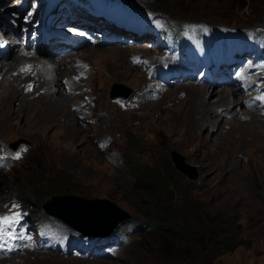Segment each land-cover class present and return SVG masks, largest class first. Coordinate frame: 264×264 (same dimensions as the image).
<instances>
[{"label":"rangeland","instance_id":"1","mask_svg":"<svg viewBox=\"0 0 264 264\" xmlns=\"http://www.w3.org/2000/svg\"><path fill=\"white\" fill-rule=\"evenodd\" d=\"M30 1L8 0L0 7V21L11 26L15 22L12 16L26 15ZM127 3L138 11L153 13L161 25L168 27L188 29L199 25L205 30L216 29L218 34L229 29L233 36L249 37L256 32L264 35V0ZM141 48L91 47L74 52L73 60H63L67 64L73 61L63 70L65 75L56 73L57 66L45 60L50 63H42L45 69L50 76H57L62 85L60 103L50 101L58 99L55 95H50L48 101L41 99L45 91L55 94L54 85L37 89L35 82L28 81L17 88L33 100L15 99L12 90L5 86L17 74L18 65L11 69L13 72H5L14 60L11 57L5 68L0 66V154H6L5 166L0 170V216L25 214L32 236L30 244L18 252L0 255V264H158L154 257L158 239L152 230L146 227L134 235L126 227L131 222L147 223L138 196L148 190L146 185L137 183L139 172L134 163L138 160L164 169L172 181L179 183L183 179L182 184H190L188 189L199 197L211 217L219 211L222 216L236 218L235 228L242 231L246 246L219 257L211 252L204 264H264V115L244 111L242 92L237 89L235 97L240 107L234 111L227 108L235 101L232 97L225 106L216 104L217 95L210 99L209 110L220 115L214 117V122H206L205 102L192 93V87L202 90L199 86H173L157 100H151L143 91L147 87L145 64H151L153 59L150 51L143 52ZM95 50L102 54L81 59L84 51ZM83 65L90 71L83 69L81 76L71 73ZM94 70L95 75L89 76ZM97 75L98 79H94ZM70 80L80 84L81 90L64 91L63 86ZM30 83L34 87L27 92ZM3 87L10 89L9 94ZM204 91L207 93L203 98L207 99L213 90ZM113 93L129 94V99L115 100L111 98ZM85 103L88 106L84 107ZM80 117L84 119L81 121ZM255 120L259 125L253 124ZM11 144L27 147L24 153H13ZM171 151L183 156L185 163L198 171L196 180L189 181L173 167ZM17 153L20 158L13 159ZM168 190L176 194L173 185ZM65 195L107 199L129 214L126 222L116 225L122 226L114 234L115 244L100 253L105 258L92 259L84 254L82 250L89 243L61 222L49 218L33 222V216L46 214L42 208L50 198ZM48 236L57 240L55 247L62 251L51 248V242H40Z\"/></svg>","mask_w":264,"mask_h":264},{"label":"trees","instance_id":"2","mask_svg":"<svg viewBox=\"0 0 264 264\" xmlns=\"http://www.w3.org/2000/svg\"><path fill=\"white\" fill-rule=\"evenodd\" d=\"M134 166L139 172L137 183L148 190L138 196L147 223L136 227L138 233L148 227L157 237L154 257L158 264H204L211 252L219 257L246 246L242 231L235 228L236 218L222 216L219 211L211 217L199 197L188 189L190 184H182L183 179L172 181L164 169L139 160ZM170 185L176 194L168 190Z\"/></svg>","mask_w":264,"mask_h":264},{"label":"water","instance_id":"3","mask_svg":"<svg viewBox=\"0 0 264 264\" xmlns=\"http://www.w3.org/2000/svg\"><path fill=\"white\" fill-rule=\"evenodd\" d=\"M128 96L129 94L124 96L111 94V98ZM10 146L15 150L17 144ZM169 157L173 167L186 179L194 181L198 178V171L188 166L183 156L176 151H171ZM42 209L47 215L60 220L84 237L106 236L117 227V224L124 223L130 218L127 212L107 199L89 200L76 195L52 197Z\"/></svg>","mask_w":264,"mask_h":264},{"label":"bare ground","instance_id":"4","mask_svg":"<svg viewBox=\"0 0 264 264\" xmlns=\"http://www.w3.org/2000/svg\"><path fill=\"white\" fill-rule=\"evenodd\" d=\"M8 0H0V7H3L4 5H5V3L7 2ZM26 3V2H25ZM100 54H102L101 52H99L98 50H95V51H93V52H85L84 51V53H83V55H81V59L82 60H85V58L84 57H86V55H94V56H96V55H98V56H100ZM73 55H75L74 53H71V54H69V55H64V56H62V57H64L62 60H57L56 59V57L55 56H53V55H48V57L45 59V60H48L50 63H53V64H55L57 67H56V73L57 72H60V74L59 75H65V73L63 72V70L65 69V67L67 66V65H71V63H73V61L71 62V63H69V64H67V63H65V62H63V60H67V59H71V60H73V58L71 57V56H73ZM70 56V57H69ZM83 56V57H82ZM19 57L16 59V61L15 60H13V62H12V64H10L9 65V68L5 71V72H9V71H12L11 69L14 67L15 68V66L16 65H18L19 64ZM27 59V63L28 64H31V67L33 68L32 69V72L30 73V74H27L26 76H22V75H18V74H14V78H11V80H10V82L8 81V86H5V87H8V88H10L11 90H12V96L13 97H15V99H17V98H20V97H22V99H26V100H28L27 99V95L26 96H24V94L23 93H21L20 94V91L18 90V85H20L23 81H28V82H35L38 86H37V89H43V88H47V89H50L49 87H50V85H54V88H52V89H55L56 90V92H53V93H55V94H49L48 93V91H47V93H43V94H41V99L42 100H45V101H48L49 100V96L50 95H55L56 97H58V99H54V100H52V99H50V101L51 102H55V103H60L61 102V100H62V98H60L61 96L60 95H62V94H64V92L61 90V87H62V85L60 84V83H58V80H57V76L56 77H52V76H50V74H49V72L45 69V67H44V65L40 62V60L39 59H36V58H26ZM119 60V59H118ZM6 63H8V61H6V62H4L2 65H0L2 68H5L6 67ZM82 63H83V61H82ZM85 64V63H84ZM17 69V68H16ZM14 71V70H13ZM12 71V72H13ZM88 71H90L89 69H88ZM68 72V71H67ZM70 72H68V74H69ZM71 73H73L74 75H76V76H81V75H83L84 74V72H83V68L82 67H79V68H76V69H74V70H72V72ZM91 73V72H90ZM67 74V75H68ZM126 75L128 74V73H125ZM58 75V76H59ZM95 75V70L91 73V74H89V76H94ZM89 76H87V78L89 77ZM128 76V75H127ZM9 77V76H8ZM51 77V78H50ZM133 77V76H132ZM50 79V80H49ZM81 79V78H80ZM79 79V80H80ZM94 79H98V75L97 76H95L94 77ZM76 82H74V83H69L68 84V86L70 87V92H72V90H74V91H76V90H81V87H80V84H75ZM21 85H23V84H21ZM185 85H188V84H185ZM190 86V85H189ZM64 87V86H63ZM4 88V87H3ZM83 88V87H82ZM5 89L6 88H4L3 90L5 91ZM10 89H6V94H9V92H10ZM210 90V88L207 90V91H209ZM213 91H211V93L209 94V97L206 99V98H203L204 97V95L207 93L206 91H204V89H198V88H193L192 87V93H193V95L194 96H196V97H198V98H200L201 100H203V103L205 102V104H203L204 105V107H205V109H207V115H206V122H209V121H213L214 122V117H220V115L217 113V112H212L211 110H209V108H210V106L212 105L211 103H212V101L210 100L212 97H214L215 95H217L218 96V101L216 102V104H224V105H222V106H225L226 104H228L227 103V101H229L228 100V98L229 97H232L233 98V100H235V101H233V103H229V106L227 107V108H230L229 110H232V111H234V110H236L238 107H240V104L238 103L239 101H237L236 100V91L235 90H232L230 93H228V92H226V91H222V92H217V91H215V90H217V89H212ZM61 91V92H60ZM5 92H4V94H5ZM239 92V91H238ZM4 96V95H3ZM6 96V95H5ZM144 96H146V94H144ZM32 98V97H31ZM29 99V100H33V99ZM21 101V100H20ZM19 101V102H20ZM2 102H3V100H2ZM22 104V103H21ZM32 104V103H31ZM25 105V104H24ZM51 106L52 105H54V103L53 104H50ZM32 106V105H31ZM30 107V106H29ZM241 107L243 108V106H242V103H241ZM22 109V108H21ZM20 109V110H21ZM16 110V109H15ZM244 111H246V110H244ZM25 112V111H24ZM29 112V111H28ZM246 112H250V113H255V112H251V111H249V110H247ZM26 113V112H25ZM28 114V113H27ZM24 115V114H23ZM45 115V114H44ZM62 115V114H61ZM257 115V114H256ZM12 116V115H11ZM32 116V115H31ZM42 116V115H41ZM16 117V116H15ZM44 117V116H43ZM23 118V117H22ZM60 118V117H59ZM58 118V119H59ZM252 119V118H251ZM251 121V120H250ZM212 122V123H213ZM261 123V122H260ZM242 124V123H241ZM240 124V125H241ZM253 124H257V125H259V122L257 121V120H255V121H253ZM252 125V124H251ZM262 126V125H261ZM22 128V127H21ZM261 128V127H260ZM264 128V127H263ZM233 129L234 130H236L237 129V127H233ZM240 128H238L237 130H239ZM246 130V129H245ZM16 133V132H15ZM251 134V133H250ZM256 135V134H255Z\"/></svg>","mask_w":264,"mask_h":264},{"label":"snow or ice","instance_id":"5","mask_svg":"<svg viewBox=\"0 0 264 264\" xmlns=\"http://www.w3.org/2000/svg\"><path fill=\"white\" fill-rule=\"evenodd\" d=\"M26 150V149H23ZM13 159H19L20 155L19 153L12 155ZM0 160H2V157H0ZM3 163H0V167H3ZM15 207V205L13 206ZM19 216L15 215L12 217L9 216H0V236H4L7 234V229H9L13 223L18 222Z\"/></svg>","mask_w":264,"mask_h":264},{"label":"clouds","instance_id":"6","mask_svg":"<svg viewBox=\"0 0 264 264\" xmlns=\"http://www.w3.org/2000/svg\"><path fill=\"white\" fill-rule=\"evenodd\" d=\"M120 226V225H119ZM119 226H117L112 232H114V231H116L117 230V228H119Z\"/></svg>","mask_w":264,"mask_h":264}]
</instances>
